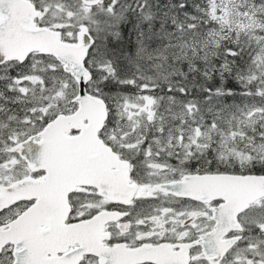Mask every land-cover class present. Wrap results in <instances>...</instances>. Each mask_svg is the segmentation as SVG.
<instances>
[{"label":"snow or ice","instance_id":"snow-or-ice-1","mask_svg":"<svg viewBox=\"0 0 264 264\" xmlns=\"http://www.w3.org/2000/svg\"><path fill=\"white\" fill-rule=\"evenodd\" d=\"M0 264H264V0H0Z\"/></svg>","mask_w":264,"mask_h":264}]
</instances>
